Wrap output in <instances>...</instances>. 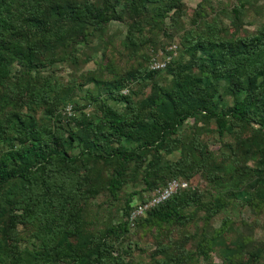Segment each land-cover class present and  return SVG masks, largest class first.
Masks as SVG:
<instances>
[{"label":"trees","instance_id":"trees-1","mask_svg":"<svg viewBox=\"0 0 264 264\" xmlns=\"http://www.w3.org/2000/svg\"><path fill=\"white\" fill-rule=\"evenodd\" d=\"M253 1L227 35L202 0L151 70L183 0H0V264H264V27L239 33ZM172 179L188 186L129 220ZM245 206L255 218L233 219Z\"/></svg>","mask_w":264,"mask_h":264},{"label":"rangeland","instance_id":"rangeland-1","mask_svg":"<svg viewBox=\"0 0 264 264\" xmlns=\"http://www.w3.org/2000/svg\"><path fill=\"white\" fill-rule=\"evenodd\" d=\"M237 0H211L212 5L214 7V12L212 13L211 16L216 15L218 16L219 20L221 21V26L224 29V32L227 33V35H229L233 29L230 20L227 16L228 10L236 3ZM184 5H185V14L183 16H181L180 18V22L178 25V29L176 31V34L173 37V41L171 43H167L165 45V37H161L159 38L165 45V48L162 50L161 48L155 50V54H153V56H157L160 57L165 53H170L172 52V56L175 57L178 55L179 53V49H180V40H179V35L183 34L191 25H190V18H191V14L193 13V11L197 8L198 4L202 2V0H183ZM209 10V8H207ZM251 24H248V23ZM243 30H240L239 33H253L255 31H257L258 29L264 27V0H254L252 2V4L248 5V10L246 13V17L243 19V26H242ZM115 28H121V26L117 25L116 23L112 24V29ZM148 54H151V48H149L147 50ZM152 56V57H153ZM95 65L92 61L88 62L87 64H85L82 68V70H85L87 68H94ZM70 69H66L64 73H69ZM79 100V99H78ZM70 105L65 107L64 112L66 113H71V107L70 110H67V107H69ZM210 143V147L214 150H217L218 148V143L216 141H214L212 138L209 141ZM127 191V190H126ZM129 191V189H128ZM151 194V192H144V195L147 197ZM106 197H100V200L105 199ZM136 199V196L135 198ZM136 201V200H134ZM115 204V202H114ZM114 206V205H113ZM108 210L113 212V207L111 206ZM229 213V211L224 212V214ZM102 216L104 218L107 217V212L101 213ZM232 217L233 219L236 218H244L246 221H252L255 218V215L251 212L250 208L248 206L243 207L242 209H234L232 211ZM261 220L264 221V217H261ZM221 222V215L216 216L213 221L212 224L214 227H217ZM133 239V237H132ZM139 246L145 248V249H150L152 247L151 244V240L145 236L142 235L140 237V242H139ZM212 257L214 260H218V257L212 253Z\"/></svg>","mask_w":264,"mask_h":264},{"label":"built area","instance_id":"built-area-1","mask_svg":"<svg viewBox=\"0 0 264 264\" xmlns=\"http://www.w3.org/2000/svg\"><path fill=\"white\" fill-rule=\"evenodd\" d=\"M171 57L172 54L170 53H165L160 57L153 56L149 63V68L151 70L162 69L167 65ZM67 110H70V106L67 107ZM187 186V182L182 179H172L168 181L163 187L156 189L149 196H147L143 202L136 204L129 213V220L133 221L135 218L143 215L150 207L160 204L171 197V195H173L178 189L185 188Z\"/></svg>","mask_w":264,"mask_h":264}]
</instances>
